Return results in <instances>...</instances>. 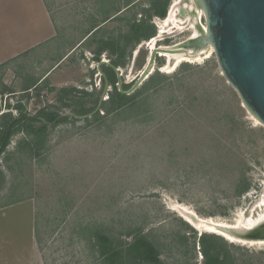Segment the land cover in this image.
Masks as SVG:
<instances>
[{
  "label": "rangeland",
  "instance_id": "374dc122",
  "mask_svg": "<svg viewBox=\"0 0 264 264\" xmlns=\"http://www.w3.org/2000/svg\"><path fill=\"white\" fill-rule=\"evenodd\" d=\"M17 1L0 14V56L17 49L0 63V131L23 117L0 154V264L9 253L16 264H109L96 234L123 247L141 232L158 245L161 264H202V231L184 215L258 219L264 126L212 48L165 67L160 52L152 73L125 94L132 99L108 112L119 78L131 88L154 44L197 47L186 18L168 22L175 1L178 18H191L185 2L193 0H168L164 16L144 11L152 0ZM134 23L155 33L146 37L150 29ZM41 110L60 121L45 125L38 145L32 130L45 118H32ZM221 237L232 264H264V244Z\"/></svg>",
  "mask_w": 264,
  "mask_h": 264
},
{
  "label": "water",
  "instance_id": "95a60500",
  "mask_svg": "<svg viewBox=\"0 0 264 264\" xmlns=\"http://www.w3.org/2000/svg\"><path fill=\"white\" fill-rule=\"evenodd\" d=\"M199 2L203 6L208 31L205 42L213 45L221 71L238 92L244 107L264 126V0ZM158 50L155 48L150 51L145 66L131 88L123 89L119 78L118 86L122 93H132L152 73ZM112 67L118 71L114 65ZM191 218L194 222L198 221L197 216ZM216 226L239 241L264 240V232H261L264 231V218L250 225L217 223Z\"/></svg>",
  "mask_w": 264,
  "mask_h": 264
},
{
  "label": "trees",
  "instance_id": "16d2710c",
  "mask_svg": "<svg viewBox=\"0 0 264 264\" xmlns=\"http://www.w3.org/2000/svg\"><path fill=\"white\" fill-rule=\"evenodd\" d=\"M168 0H152L151 8L145 9L144 11H150L158 16H164L166 13V4ZM133 30L146 32L150 31L144 36H153L155 33L154 26L151 24H146L145 28L139 23L132 24ZM151 27L153 29H151ZM104 43V42H103ZM98 59L99 56H96ZM114 65L118 64L116 61L113 62ZM115 70L111 68V72L107 75L108 79H111L115 75ZM124 89V88H123ZM133 95V94H132ZM132 95H125L117 87L115 92L109 97V102L111 107L108 112L115 109L124 107L127 101L132 99ZM99 102V100H97ZM113 108V109H112ZM98 114V112H97ZM40 116L36 115L33 120H41V116H44L45 122L42 126L33 128L34 134L38 137V145L41 142V133L47 123L56 124L60 121L59 114L56 112H45L43 110L39 113ZM23 117H17L14 120L10 118L7 122H4L3 128L0 131V154L5 149L8 144L10 135L13 132L22 130L23 124L21 120ZM28 132V131H27ZM249 188V184L245 181L244 186L240 189L239 193L246 192ZM184 238V236L178 237V239ZM97 244L99 246V253L101 256L105 257L109 264H161V252L158 245L153 242L146 233H137L132 238L131 241L127 242L123 247L116 244L112 238L107 235L97 233L96 234ZM200 253L203 256L202 264H232L233 257L231 250L227 246L228 243L219 235L211 232H202L198 237Z\"/></svg>",
  "mask_w": 264,
  "mask_h": 264
},
{
  "label": "bare ground",
  "instance_id": "6f19581e",
  "mask_svg": "<svg viewBox=\"0 0 264 264\" xmlns=\"http://www.w3.org/2000/svg\"><path fill=\"white\" fill-rule=\"evenodd\" d=\"M192 1V0H191ZM187 2V1H186ZM185 2V7L189 8L191 13H192V17H188L187 15L183 16L182 18H178L177 15V11H176V5L177 2L175 1L173 3V5L171 6L169 15H168V22L172 21V22H179L182 23L183 19L186 18L187 21L189 22V24L194 28V33L193 36H191V39H198V41H196L195 45L197 46L196 48L191 47V44H183V43H177L176 45H171V46H156L155 44L152 46V49L158 48V55L161 52V55L164 56L165 58H167V63L164 65V67L167 66H172L173 64H177L182 60H199L201 58V55L204 54L206 57L208 56V50L209 48H212L214 51V47L211 43L209 42H205L206 36H207V28L206 25L203 24L201 22L202 19V15H204V11H203V6L202 4L199 2V0H193L194 4L191 2ZM183 3V2H182ZM179 7V5H178ZM185 7H180V12L181 14L183 12H185ZM185 20V19H184ZM186 21V22H187ZM177 26V24H175ZM179 27V25H178ZM188 27V26H187ZM190 29V28H189ZM159 32H162V30H159ZM191 34V35H192ZM205 38V39H204ZM151 42H153L156 38L153 37L151 38ZM207 40V39H206ZM150 42V43H151ZM190 45V46H188ZM174 47H176V49H173ZM151 49V50H152ZM204 56V57H205ZM153 66V65H152ZM257 119V118H256ZM258 120V119H257ZM259 121V120H258ZM262 206V212L259 213L258 215V219H254L251 218L249 219L247 222H244L243 220H235L232 223H229L227 220L224 219H220V218H213V217H199L197 222H194L191 218V216L193 217V215H184V218L186 219V221H188L189 223H191L193 226H195V228H197L198 231H205V232H216L221 234L222 236H224V238H226L229 241H235V242H240V243H245V244H253L258 242L257 244H264L262 243L264 240H260V241H239L237 239H234L233 236L229 235L227 232H225L224 230H219V228L216 226V224H224V225H229V224H236L238 223V225L240 223H245V225H250L251 223H255L260 219L264 218V203L261 205ZM188 214V213H187ZM183 216V215H182ZM195 216V215H194ZM198 217V216H197Z\"/></svg>",
  "mask_w": 264,
  "mask_h": 264
},
{
  "label": "crops",
  "instance_id": "0c3cea01",
  "mask_svg": "<svg viewBox=\"0 0 264 264\" xmlns=\"http://www.w3.org/2000/svg\"><path fill=\"white\" fill-rule=\"evenodd\" d=\"M14 0H0V14H1V11L3 10V11H7V9H9L10 8V6L8 5V4H10L11 5V3L13 2ZM37 2H38V0H37ZM18 3H20L21 5H23L22 4V2H21V0H18L17 1V4ZM38 4H39V2H38ZM14 9V8H13ZM10 10V9H9ZM40 10H42V7H41V9ZM42 12H43V10H42ZM1 16V15H0ZM13 32H17V28H15V31H13ZM24 33L27 35L28 34V30L26 29L25 31H24ZM16 34V33H15ZM30 35V34H29ZM15 50H17V49H12V50H7L6 51V53L3 55V56H5V55H7L8 53H9V51H15ZM1 52V51H0ZM3 56H0V63H1V61L3 60ZM14 254V253H13ZM12 253H9V256H7V258H6V256H5V258H6V260H5V263L4 264H16V260H15V254L13 255ZM1 258H3L2 256H1ZM0 258V259H1Z\"/></svg>",
  "mask_w": 264,
  "mask_h": 264
}]
</instances>
